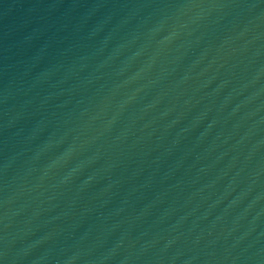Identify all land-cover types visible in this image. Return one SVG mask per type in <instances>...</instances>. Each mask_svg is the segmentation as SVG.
Listing matches in <instances>:
<instances>
[{"label": "water", "instance_id": "95a60500", "mask_svg": "<svg viewBox=\"0 0 264 264\" xmlns=\"http://www.w3.org/2000/svg\"><path fill=\"white\" fill-rule=\"evenodd\" d=\"M0 264H264V0H0Z\"/></svg>", "mask_w": 264, "mask_h": 264}]
</instances>
